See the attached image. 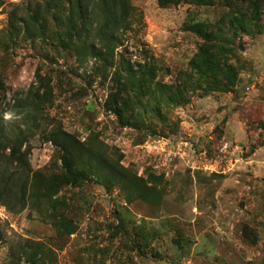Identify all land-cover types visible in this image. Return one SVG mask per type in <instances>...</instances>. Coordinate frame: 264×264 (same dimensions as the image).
Returning a JSON list of instances; mask_svg holds the SVG:
<instances>
[{
    "label": "rangeland",
    "instance_id": "obj_1",
    "mask_svg": "<svg viewBox=\"0 0 264 264\" xmlns=\"http://www.w3.org/2000/svg\"><path fill=\"white\" fill-rule=\"evenodd\" d=\"M46 1L0 0V143L22 134L29 151L22 170L0 146V181L10 183L0 264H264V8L257 26L247 17L232 30L218 25L224 0H131V29L106 66L51 37H17L10 17L21 25ZM193 23L219 38L236 74L229 90L194 67L204 40ZM130 66L149 71L142 90L128 83ZM121 84L123 117L109 108ZM53 130L101 147L149 189L103 170L46 196L41 181L63 172ZM28 175L36 195L23 188Z\"/></svg>",
    "mask_w": 264,
    "mask_h": 264
},
{
    "label": "trees",
    "instance_id": "obj_2",
    "mask_svg": "<svg viewBox=\"0 0 264 264\" xmlns=\"http://www.w3.org/2000/svg\"><path fill=\"white\" fill-rule=\"evenodd\" d=\"M158 1L163 6L180 3L179 0ZM184 1L200 6L212 0ZM224 2L229 8V12L219 22V26L222 24L224 28L233 30L236 27L240 28L247 17L256 26L261 21L264 0H224ZM1 4L0 2V6ZM133 12L134 7L131 5V0H47L42 5L30 9L26 21H22L21 25L16 26L12 16L10 23L17 37H19L20 31L25 33V39L28 40L51 37L58 40L59 47L67 51H72L80 57L92 56L100 59L106 66H113L115 52L123 44L122 35L131 29ZM50 20L55 21L59 29L52 32ZM205 28L195 23L187 25L189 31L194 32L204 40V45L199 49V60L195 61L194 67L198 69L207 82L215 84V86L218 84L222 90H229L236 75L235 69L227 62V59L222 58L218 53L221 46L216 42L219 38L213 37L215 31L212 28L210 31H206ZM220 30L221 27L219 30L217 29V32ZM48 32H51L49 36L47 35ZM223 32L220 31L219 35ZM212 47L216 49L214 52L211 50ZM129 71L132 76L128 83H133L139 90H142L149 71H143L139 77L133 67L130 66ZM125 87L124 84H121L120 90L116 89L115 94L109 100V108L120 117H123L120 96ZM23 137L20 134L14 140L2 138L3 141L0 146L3 147V150H10L8 158L14 161L18 167L22 170H28L29 151H22ZM46 138L60 150L63 164V172L60 176L53 178L54 182L50 187L49 181H41L47 189L46 196L55 193L53 188L57 184L58 187L77 185L90 176L101 178L103 170H108L113 175L120 172L121 179L132 189L142 193L149 189L146 186L141 188L142 180L135 177L127 178L122 172L123 168L111 161L101 147L82 142L65 130L50 131ZM93 159L97 161L96 164L93 163ZM29 180L28 175V180L24 181L23 188L26 191L29 190L31 195H36L39 181L33 176L27 189L26 183ZM9 189V179L5 182L0 181L1 198ZM142 193L141 197H143ZM73 233L74 231H69V234Z\"/></svg>",
    "mask_w": 264,
    "mask_h": 264
},
{
    "label": "built area",
    "instance_id": "obj_3",
    "mask_svg": "<svg viewBox=\"0 0 264 264\" xmlns=\"http://www.w3.org/2000/svg\"><path fill=\"white\" fill-rule=\"evenodd\" d=\"M159 143H164V144H166L165 142H162V141H158Z\"/></svg>",
    "mask_w": 264,
    "mask_h": 264
}]
</instances>
